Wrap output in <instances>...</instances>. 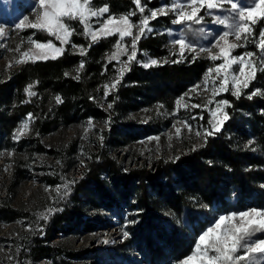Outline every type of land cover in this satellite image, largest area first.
Here are the masks:
<instances>
[{"label": "trees", "instance_id": "trees-1", "mask_svg": "<svg viewBox=\"0 0 264 264\" xmlns=\"http://www.w3.org/2000/svg\"><path fill=\"white\" fill-rule=\"evenodd\" d=\"M125 4L109 0V11L116 13ZM66 23L73 35L61 55L19 63L0 77V151L11 152L10 180L1 198L0 215L27 218V230L14 238L26 264H74L81 260L87 251L75 248L74 237L97 226L85 214L90 208L128 202L139 211L134 239L145 246L161 242L173 254L186 256L209 215L229 207L264 206V95H252L257 88L264 92V71L256 73L239 97L230 92L223 95L228 101V119L219 131L207 134L200 144L177 157L124 169L110 149L124 145L135 125L145 132L164 125L156 103L162 99L163 106L158 108L169 111L173 96L202 75L207 59L187 56L147 68L134 59L116 87L105 95L103 86L114 72L115 62L109 55L116 37L93 42L77 19L66 18ZM36 33L37 40L53 39L44 32ZM158 40L140 39L137 57L152 52L161 59ZM80 48L85 49L83 55ZM29 86L34 95L25 91ZM145 107L150 109L146 110L149 120L141 123L140 111ZM90 119L111 120L105 129L109 145L96 147L76 176L71 170L79 158L78 133L71 138L65 134ZM26 120L27 133L14 139ZM37 153L56 158L40 181L61 185L50 200L52 212L40 219L25 209L27 199L14 204L20 187L32 177L30 165ZM32 197L33 193L28 196Z\"/></svg>", "mask_w": 264, "mask_h": 264}, {"label": "rangeland", "instance_id": "rangeland-1", "mask_svg": "<svg viewBox=\"0 0 264 264\" xmlns=\"http://www.w3.org/2000/svg\"><path fill=\"white\" fill-rule=\"evenodd\" d=\"M126 4L119 8L118 12H108L100 17H92L88 24L92 30H97L104 19H107L109 15H113L117 18L121 15L129 13H135L130 17L132 23L137 27L133 28V33L138 31L140 20L144 16H150L152 10H157L165 5L171 6L172 3H179L183 6V9L190 11L187 7L188 0H141V3L146 5L145 11L141 13L136 7L133 0H123ZM150 1L155 2L150 5ZM233 3H237L240 6H247L248 0H232ZM109 5V0H91L90 7L93 10H98L103 6ZM109 9V6H108ZM180 9H177L179 11ZM36 11H38V0H0V29H3V34L0 35V77L3 72H6L9 68L17 66L18 60L21 59V54L32 48L30 43L31 39L37 42L47 43L49 40H37L34 35L36 32L46 31L36 30L31 28L17 29L16 25L20 23L25 17H29L30 21H35ZM176 12L169 11L167 15H158L155 19L149 20L148 27L151 28L150 32H145L143 38L159 37L161 44L158 53L161 52V59L154 55L152 52H141V56H135V59L144 67V64L149 63L151 60H157L158 65L163 60L180 61L184 60L187 56L191 59L196 57H203L207 59L206 67L202 75L195 79L185 90L176 93L173 96L171 109L168 111H162L158 108L162 103L159 101L156 103L158 116L161 117L163 123H160V128L156 131H142L141 125H135L132 134L124 145H118L114 149H110V153L113 154L117 160L122 161V167L128 169L133 165L146 163L150 166L156 159H170L179 156L183 152H186L188 148L194 147L202 142L204 137L208 133L216 131L213 128V124L210 121H215V118L211 115V112L216 109L217 102L225 100L223 96L225 93H232L231 90L219 92L213 96V88L219 87V81L222 76H216L213 72L211 77L208 78V85L205 88L204 79L205 74L209 68H214L217 64L223 63V59L213 61L209 58L208 53L218 52V48L214 45L217 42V38L225 31H233L227 25L233 24L238 18L237 13L231 10V5L225 3L222 8L208 10L207 8L201 9L198 15H202L203 19L200 23L193 21H184L180 24L173 23L176 19ZM226 19L227 24L222 25L216 22V18ZM79 21V19L77 18ZM80 22V21H79ZM66 23V19H65ZM83 32L84 24L80 23ZM70 26V25H69ZM250 26L253 28V34L249 37L248 42L244 40L236 41L235 36L229 37V40L233 43H238L241 46L232 50L233 56H241L246 52H253L252 59L256 63L258 68L264 67V51H261L256 47V43L259 41V32L264 29V19L259 20L255 25ZM72 29V27L70 26ZM86 35V34H85ZM48 36H51L48 34ZM90 39L91 36L87 35ZM116 37L113 50L109 55L111 59L112 54L117 52L116 43L120 40L118 34L113 35ZM52 43L56 47H61V42L51 36ZM184 40L186 47L181 53L180 46L175 44L176 40ZM132 37H124L122 44L127 48L126 52L119 54L118 59L114 60V72L111 78L103 86V93L105 94V86L108 87L107 94L113 89L112 84L119 76L120 70L123 69L124 63H127L128 67L131 62H128V56L132 54ZM68 43L63 45V49ZM189 48L191 50H189ZM137 54V47H136ZM137 57V58H136ZM164 61V62H165ZM152 65V66H156ZM127 67V69H128ZM233 73H238L239 66L233 65L231 70ZM124 73V72H123ZM212 77H216L215 80ZM1 79V78H0ZM253 81V80H252ZM110 82V83H109ZM199 85L195 91H190L194 86ZM229 89H231V82L229 83ZM244 88L241 89V91ZM258 89V88H257ZM255 89V90H257ZM106 95V94H105ZM180 97H184L182 104H186L187 107H182L177 104V100ZM193 105H199L193 107ZM146 110L150 111L148 107L141 110L140 120L144 123L149 116ZM226 112V106L223 109ZM205 114V116H204ZM219 115V114H218ZM156 116V115H155ZM91 121V127L89 126ZM111 120L106 119L104 122L99 120H88L85 123L78 124L75 130L68 131L65 136L71 138L78 133V144L80 145L79 158L71 172L79 176L81 169L85 166L92 151L96 150V147H106V131L109 127L108 123ZM25 122L28 123L26 120ZM24 122V123H25ZM222 126V125H221ZM179 129V134H177ZM108 130V129H107ZM199 133V135H197ZM83 142H86V146H83ZM11 152L9 150L0 151V205L1 198L5 195L7 185L10 180V159ZM56 158L46 157L37 153L31 161V178L26 181L19 189V192L14 198V204L19 200L28 201L25 204V209L34 215L36 219H40L51 213L50 200L52 195L61 189V185L56 183L54 186L48 183H42L40 176L45 170L52 169L55 165ZM105 175V174H104ZM59 189V190H57ZM33 193L32 198L28 196ZM257 208L264 209V206L251 205L245 208L236 209V207H229L224 212H217L216 214L209 215L208 221L200 229L195 237L191 251L186 256H179L173 254L167 246L162 245L161 242H154L152 245L145 246L134 239L136 230L135 218H138L139 211L132 207L128 202H120V204L107 208L100 206L99 209L94 210L90 208L87 216L96 221L97 226L86 232L78 233L74 237L75 248L82 247L83 251H87L81 256V260L73 261L74 264H178L185 257L193 252L196 239L198 236L206 230L215 220L221 216L231 212H240L247 209ZM54 210V209H53ZM138 211V212H137ZM28 221L27 218L22 217H10L6 218L0 215V264H26V259L21 255L19 249H16L17 245L14 243V238L19 237V233L27 230ZM127 233V235H125ZM60 236H56V240ZM253 239H264V233H257ZM19 248V247H18ZM80 249V248H79ZM14 250V252L12 251ZM243 249L237 254L242 255ZM78 262V263H77ZM264 254L255 253L253 259L250 262H241V264H263Z\"/></svg>", "mask_w": 264, "mask_h": 264}, {"label": "snow or ice", "instance_id": "snow-or-ice-1", "mask_svg": "<svg viewBox=\"0 0 264 264\" xmlns=\"http://www.w3.org/2000/svg\"><path fill=\"white\" fill-rule=\"evenodd\" d=\"M231 5V10L237 13V19L233 24L227 25L233 31H225L218 38L214 45L218 48V52L213 53L209 51L208 56L211 60L216 61L223 59V63L217 64L214 68H209L205 74L204 85L207 88L208 78L213 72L216 76L222 78L219 81V87L213 88V96L219 92L232 91V95L239 97L242 88H248L252 80L256 78L258 71H264V67L258 68L252 59L253 52H246L241 56H233L232 50L240 47L238 43H233L229 37L234 35L236 41L244 40L248 42L249 37L253 34V28L259 20L264 19V0H248L247 6H240L233 3L232 0H188L187 7L190 11L183 9L179 3H172L171 6L165 5L157 10H152L150 16H144L139 23L138 31L134 34L133 28L137 27L130 19L135 13L121 15L119 18L109 15L104 19L97 30H92L88 21L92 17H100L109 12L108 6H103L98 10H93L90 7L91 0H38V11H36L35 21H30L29 17H25L16 25L17 29L31 28L36 30L46 31L49 35L55 36L61 42V47H56L51 40L47 43L37 42L34 39L30 40L32 48L21 54V59L18 63L27 61L35 62L37 60L56 59L64 51L63 45L70 42V37L73 35V30L65 23V19H79L80 23L84 24V31L86 35H90L93 42L98 38L108 37L118 34L120 40H117V52L112 54L111 59H118L119 54L126 52L127 48L122 44L124 37H132V54L128 56V62L135 59L136 45L145 34L150 32L148 27L149 20L155 19L158 15H167L169 11L176 12V19L173 23L180 24L184 21H193L200 23L203 19L202 15H198L201 9L208 10L222 8L225 3ZM136 7L141 13L145 11L146 5L141 3V0H133ZM177 9H180L177 11ZM216 22L222 25L227 24L226 19L216 18ZM3 34V29H0V35ZM175 44L180 46L181 53L186 47L184 40H176ZM256 47L264 51V29L259 32V41ZM189 50H191L189 48ZM85 49L80 48V54L83 55ZM157 60H151L144 64V67L156 65ZM233 65L239 66L238 73H233L231 70ZM80 67H83L81 63ZM127 63H124L123 69L120 70L119 76L113 82L112 87L115 88L119 82L123 72L127 70ZM67 75V73H66ZM213 80L216 77H212ZM231 82V89L229 83ZM31 86L25 91L29 95H34L30 91ZM199 85L194 86L190 91H195ZM108 87L105 86V94L107 95ZM252 95H264V92L257 89ZM251 98V96L249 97ZM57 102L60 98L57 97ZM184 97L177 100V104L182 107H187L182 104ZM228 105L227 100H220L217 102V107L211 112L215 121H210L213 128L219 131L221 125L228 119L227 114L224 113V106ZM199 105H193L198 107ZM111 107V105H109ZM219 114V115H218ZM31 118V114H29ZM91 127V121H89ZM28 124L23 123L20 129L14 135V139H19L22 134L27 133ZM177 129V134H179ZM211 135L212 133H208ZM199 135V133H197ZM59 190V189H57ZM257 233H264V209L251 208L240 212H231L226 215L219 216L213 224L204 230L196 239L193 252L185 257L178 264H241V262H250L253 259V254H264V239H253ZM127 235V233H125ZM243 249V254L237 253Z\"/></svg>", "mask_w": 264, "mask_h": 264}]
</instances>
